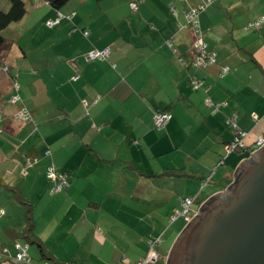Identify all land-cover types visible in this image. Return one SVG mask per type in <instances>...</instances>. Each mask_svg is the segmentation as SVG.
<instances>
[{"label":"crops","instance_id":"obj_1","mask_svg":"<svg viewBox=\"0 0 264 264\" xmlns=\"http://www.w3.org/2000/svg\"><path fill=\"white\" fill-rule=\"evenodd\" d=\"M21 1L25 16L3 30L0 51V248L14 256L27 244L35 264H135L166 233L153 242L160 215L186 198L197 213L264 136V26L238 42L211 13L204 21L205 8L197 20L217 60L197 69L183 65L195 55L184 12L206 0H144L136 11L133 0H69L57 10ZM104 49L106 59L86 60ZM207 97L226 105L214 113ZM157 111L171 115L162 131ZM232 114L247 137L227 154ZM49 167L66 173L67 189L51 194Z\"/></svg>","mask_w":264,"mask_h":264},{"label":"water","instance_id":"obj_2","mask_svg":"<svg viewBox=\"0 0 264 264\" xmlns=\"http://www.w3.org/2000/svg\"><path fill=\"white\" fill-rule=\"evenodd\" d=\"M233 176L176 236L165 264H264V144Z\"/></svg>","mask_w":264,"mask_h":264},{"label":"built area","instance_id":"obj_3","mask_svg":"<svg viewBox=\"0 0 264 264\" xmlns=\"http://www.w3.org/2000/svg\"><path fill=\"white\" fill-rule=\"evenodd\" d=\"M144 0H133L129 7L131 11H136L138 9V6L140 3H142ZM210 0L206 1V4L199 5V6H192L189 11L184 13V17L186 19V22L191 25L194 33V42H193V51L195 52V56L193 58L192 62V67L193 68H204L209 65L215 64L217 57L216 54L210 50L207 49V45L203 39L202 33L200 32L198 28V21H197V16L201 11L205 9V7L208 5ZM62 17L61 14L57 13V16L55 19L49 20L46 22V26L49 28H52L55 26L60 18ZM264 24V17H260L257 21L250 23L249 27L254 28V29H259L261 25ZM87 35V33H85ZM166 45L168 48H173V40L169 39L166 42ZM109 50L104 49V50H94L89 52L86 55V60L87 61H94V60H104L108 57ZM184 65V63H183ZM228 67H223L220 70V77L225 76L228 74ZM202 86V83L198 81L197 79H192L191 81V87L193 90H198ZM18 84L16 82L13 83V90H18ZM19 100L17 95H14L11 97L10 102L11 103H16ZM86 105V104H85ZM203 105L207 108H210L212 112L217 113L220 109V107H223L226 105V103H214L209 99L208 97L203 101ZM17 118H21L23 121L28 120L27 116V111L24 109V107H20L18 110V113L16 115ZM171 119V115L167 111H157L153 115V127L157 131H162L165 127V125L169 122ZM237 116L235 114L230 115L226 119V124L230 128L231 133H232V139L226 143L225 145V151L227 154L239 151L245 148V138L247 137V133L242 131L238 125H237ZM264 144V136L259 137L255 144H254V149L253 151H257L260 149ZM47 178L53 183L52 188L50 189L51 194L59 193L66 189L68 186L67 182V175L65 173H60L59 171H56L53 167H49L47 169ZM193 199L186 198L183 199L181 202L182 211H177L175 215L171 218L172 221H174L178 217H183L186 219V223H189L194 217L196 213L191 212L190 214V207L193 204ZM3 211H0V217L3 215ZM156 243L150 242L149 244V250L147 253L141 257L135 264H156L160 260V255L154 251V246ZM14 249L16 254L14 256H11L7 249L5 248H0V262L3 261H10L13 264H35L31 262V259L29 258L27 254V249L28 245L25 244H18L16 243L14 245ZM41 264H52L48 261H44Z\"/></svg>","mask_w":264,"mask_h":264},{"label":"rangeland","instance_id":"obj_4","mask_svg":"<svg viewBox=\"0 0 264 264\" xmlns=\"http://www.w3.org/2000/svg\"><path fill=\"white\" fill-rule=\"evenodd\" d=\"M7 4H10L9 0H0V8H4ZM263 12L264 0H214L212 5L206 9L203 15L206 14V16H204L205 21L207 20V15L211 13L212 22L217 24L216 27L220 30H228L229 33L233 34L234 38H237L238 42H240L242 39V35L248 38L253 37L255 33V31L252 29H246L247 20L253 18L256 14H260ZM27 115H29L28 112ZM28 121L29 120L25 121L24 123H27ZM56 171L59 170L56 169ZM59 172L64 173V171ZM68 186L66 187V189L68 188ZM195 208L196 207L194 206L190 207V214L195 210ZM182 210L183 208L180 204L177 209H174L171 212L167 211V213L160 215L162 219V225H160V228L162 229L158 231V235L156 237L152 238L154 242L156 239H158L159 234H162V231L165 229L166 233L163 234L162 240L154 246V251H156L159 255L164 254L165 256L168 253L175 240V234L182 231L186 226V219H184L183 217H178L174 221H172L171 219L177 211ZM134 232L137 231L135 230ZM172 232L173 234L169 236V233ZM135 240H137V238ZM30 248L33 249V246H31ZM160 264H165L164 259L160 262Z\"/></svg>","mask_w":264,"mask_h":264},{"label":"trees","instance_id":"obj_5","mask_svg":"<svg viewBox=\"0 0 264 264\" xmlns=\"http://www.w3.org/2000/svg\"><path fill=\"white\" fill-rule=\"evenodd\" d=\"M44 1L47 2L52 8L57 10V9L61 8L64 4H66L69 0H44ZM206 1L204 3H202V4H200V5L206 4ZM213 1L214 0H210V2L208 3V5L205 8H208L209 6H211ZM197 6H199V5H197ZM187 11H189V9L185 10V12H187ZM24 16H25V7H24V3L21 0H10L9 8L6 11H0V51L4 50L9 45V43L5 40V38L2 35L3 30L6 29L9 25H11L13 23H16V22H19ZM260 17H264V16H260ZM260 17L249 21L247 23V25H246V29H250V30L252 29L255 32L259 31L264 26V24H262L259 29L251 28V27H249V24L257 21ZM189 26H191V25H189ZM198 28H199L200 32L202 33V36H203L204 33H203V30H202L201 26L199 25V23H198ZM170 49L172 51H175L174 46H173V48H170ZM193 55H194V53L192 52L190 61L189 62H185L184 65L186 64L187 66H189V67L191 66L192 67L193 58L195 56V55L194 56ZM190 86H191V82H190ZM201 89H203V84H202L201 88L198 89V90H201ZM198 90H196V91H198ZM204 91L206 92V90H204ZM14 95H17L18 98H19L18 90H16V91L13 90L12 96H14ZM16 103H18V101ZM16 103H14V104H16ZM20 107H23V106L20 104L19 108ZM46 173H47V171H46ZM28 228H29L28 231H30L32 226L28 225ZM27 238H28V236H27ZM160 260L162 261L163 258L160 257ZM160 260L156 264H160V262H161ZM64 264H70V263L69 262H64Z\"/></svg>","mask_w":264,"mask_h":264},{"label":"clouds","instance_id":"obj_6","mask_svg":"<svg viewBox=\"0 0 264 264\" xmlns=\"http://www.w3.org/2000/svg\"><path fill=\"white\" fill-rule=\"evenodd\" d=\"M12 97V96H11ZM11 99V98H10ZM165 261V260H164Z\"/></svg>","mask_w":264,"mask_h":264},{"label":"flooded vegetation","instance_id":"obj_7","mask_svg":"<svg viewBox=\"0 0 264 264\" xmlns=\"http://www.w3.org/2000/svg\"><path fill=\"white\" fill-rule=\"evenodd\" d=\"M204 205V204H203Z\"/></svg>","mask_w":264,"mask_h":264}]
</instances>
